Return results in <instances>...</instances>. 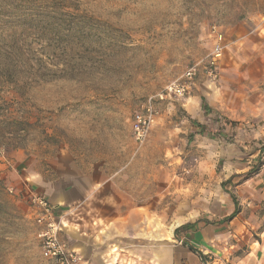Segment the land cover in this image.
I'll return each mask as SVG.
<instances>
[{
	"label": "rangeland",
	"instance_id": "obj_1",
	"mask_svg": "<svg viewBox=\"0 0 264 264\" xmlns=\"http://www.w3.org/2000/svg\"><path fill=\"white\" fill-rule=\"evenodd\" d=\"M193 66L188 95H168ZM66 161L109 177L76 203L66 245L94 249L109 221L111 264H138L134 249L158 264L155 248L164 264H264V0H0V264H58L31 197L72 174Z\"/></svg>",
	"mask_w": 264,
	"mask_h": 264
},
{
	"label": "crops",
	"instance_id": "obj_2",
	"mask_svg": "<svg viewBox=\"0 0 264 264\" xmlns=\"http://www.w3.org/2000/svg\"><path fill=\"white\" fill-rule=\"evenodd\" d=\"M67 165L70 167L71 173L69 175H65V174H60L58 173V179L56 180L54 187H52L53 189H50L46 194V200L48 201V203L54 208V212L55 209H57V211L59 210L62 213V216L58 218V220L63 224V228L62 231L68 235H73L74 230L70 231V223L68 220V216L72 214V212L74 210L80 209L81 207L75 206L76 203L79 201V199H82L87 192L89 191H94L96 190V188L102 187L104 186L106 183L109 182V177L107 174L104 173V170L97 166L94 167V169L92 170L91 173H89L88 175H82L81 173H78L76 166L74 164V162L72 161H66ZM89 179L88 180L86 179ZM137 213H141L140 211V207L135 209ZM236 210L237 212V205H234V210L232 212H234ZM55 214V213H54ZM115 224L117 223H112L109 221H107V225H105V233H102V237L103 239H100V241H98V239H95L94 237V249L91 250H87L86 249V243L84 240L79 241L78 240H74L71 244L69 243L67 246L69 248L70 251L75 252L76 254H78L81 258V261L79 262V264H111L110 262H114L116 261L117 255L115 254V249L116 248H112L115 247V241L114 238L110 240L111 237H113L114 235V231L115 229H117L115 227ZM221 224V223H220ZM222 225V224H221ZM221 225H219V227H221ZM124 228H119L118 230H123ZM107 231L109 234V231L112 232V235H108L106 238H104V236L107 235ZM140 233V232H139ZM141 234V233H140ZM204 231L201 229H193V230H187L185 231V235L184 238L186 239H191L190 243H193L195 241H203L202 237H204ZM111 236V237H110ZM141 236V235H139ZM168 237H170L168 235ZM140 238L138 237V243L140 242ZM118 247H120L118 249V251L122 250L121 246H124L123 244L121 245L120 243L117 244ZM140 246V245H139ZM133 251H138L135 256L138 259V264H141V260L145 259V256L142 257L141 259V252L140 249H134ZM155 251V261L158 262V264H164V254H163V250L162 248H158V249H154ZM187 261L190 263H197V260L195 259V256L193 254H188L187 255ZM127 264H129L128 261H132L133 263H136L135 259H126ZM143 263L145 260H142ZM177 261H172L171 264H176Z\"/></svg>",
	"mask_w": 264,
	"mask_h": 264
},
{
	"label": "built area",
	"instance_id": "obj_3",
	"mask_svg": "<svg viewBox=\"0 0 264 264\" xmlns=\"http://www.w3.org/2000/svg\"><path fill=\"white\" fill-rule=\"evenodd\" d=\"M221 51V36L218 35L212 51L211 65L216 63ZM195 75L196 67L188 68L183 75L184 79L170 84L165 88V91L168 95L172 94L179 98L188 95ZM159 98H163V93L159 95ZM153 121L154 112L150 97L141 105L140 109L133 113L131 128L135 140H144ZM31 202L35 208V222L40 228L38 237L41 256L58 264H79L80 256L70 251L68 246L59 239L62 223L55 217L54 208L44 197L37 194L31 197Z\"/></svg>",
	"mask_w": 264,
	"mask_h": 264
},
{
	"label": "trees",
	"instance_id": "obj_4",
	"mask_svg": "<svg viewBox=\"0 0 264 264\" xmlns=\"http://www.w3.org/2000/svg\"><path fill=\"white\" fill-rule=\"evenodd\" d=\"M202 108L204 109V110H207V106H206V104L204 103V101L202 100ZM205 112H207V111H205ZM232 199H233V197H232ZM233 201H234V199H233ZM234 205H235V203H234ZM234 213H236V210L233 212V214ZM194 225L193 224H186V225H183L182 226V229H184V230H188V229H190V228H192Z\"/></svg>",
	"mask_w": 264,
	"mask_h": 264
}]
</instances>
